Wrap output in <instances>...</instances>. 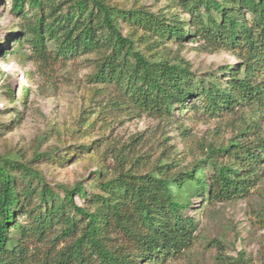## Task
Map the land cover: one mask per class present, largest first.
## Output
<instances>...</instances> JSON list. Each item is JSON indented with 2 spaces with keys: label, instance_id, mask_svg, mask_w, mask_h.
<instances>
[{
  "label": "trees",
  "instance_id": "16d2710c",
  "mask_svg": "<svg viewBox=\"0 0 264 264\" xmlns=\"http://www.w3.org/2000/svg\"><path fill=\"white\" fill-rule=\"evenodd\" d=\"M168 1L170 11L154 12L113 0H12L36 67L92 55L87 80L118 109L185 137L187 119L213 129L182 166L173 145L152 160L134 151L136 135L111 148L91 190L50 186L28 164L0 158V264H164L196 240L185 211L199 198L255 195L264 221V0ZM185 41L236 62L199 74L166 45Z\"/></svg>",
  "mask_w": 264,
  "mask_h": 264
},
{
  "label": "rangeland",
  "instance_id": "374dc122",
  "mask_svg": "<svg viewBox=\"0 0 264 264\" xmlns=\"http://www.w3.org/2000/svg\"><path fill=\"white\" fill-rule=\"evenodd\" d=\"M113 1L126 7L143 5L154 12L171 10L168 0ZM11 4L12 0H0V158L28 164L50 186L81 181L87 190L101 164L110 169L111 148L136 135L139 143H131L132 149L142 155L153 153L151 160L165 143L174 146L181 166L194 160L197 142L212 133L211 122L183 121L182 127L188 128L185 137L179 128L118 109L113 99L87 80L92 55L36 67L28 58V45H20L19 20L10 12ZM166 45L199 74L236 62L229 52H208L193 41ZM260 122L264 128V117ZM222 132L228 135L230 129ZM164 135L168 139L162 144ZM75 201L82 202L78 197ZM260 206L255 195L215 204L195 199L185 214L195 219L196 240L164 264H218L219 252L227 264H264V221L256 210Z\"/></svg>",
  "mask_w": 264,
  "mask_h": 264
},
{
  "label": "clouds",
  "instance_id": "9594fccd",
  "mask_svg": "<svg viewBox=\"0 0 264 264\" xmlns=\"http://www.w3.org/2000/svg\"><path fill=\"white\" fill-rule=\"evenodd\" d=\"M6 67H8L10 69V66H6Z\"/></svg>",
  "mask_w": 264,
  "mask_h": 264
}]
</instances>
